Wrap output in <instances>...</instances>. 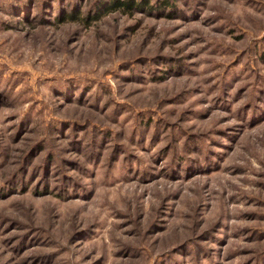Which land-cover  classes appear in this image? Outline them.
<instances>
[{
  "label": "rangeland",
  "instance_id": "rangeland-1",
  "mask_svg": "<svg viewBox=\"0 0 264 264\" xmlns=\"http://www.w3.org/2000/svg\"><path fill=\"white\" fill-rule=\"evenodd\" d=\"M133 1L0 0V264H264V0Z\"/></svg>",
  "mask_w": 264,
  "mask_h": 264
},
{
  "label": "trees",
  "instance_id": "trees-1",
  "mask_svg": "<svg viewBox=\"0 0 264 264\" xmlns=\"http://www.w3.org/2000/svg\"><path fill=\"white\" fill-rule=\"evenodd\" d=\"M147 3L145 1L135 3L133 0H112L109 4L106 5H101V10L102 14L104 15L105 13L109 11H133V10H146ZM75 15V14H74ZM74 16H70V18L73 19Z\"/></svg>",
  "mask_w": 264,
  "mask_h": 264
}]
</instances>
